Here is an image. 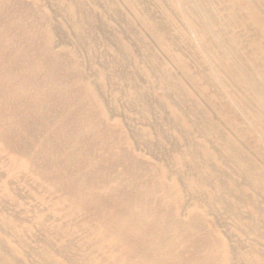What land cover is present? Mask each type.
I'll list each match as a JSON object with an SVG mask.
<instances>
[{
    "label": "bare ground",
    "instance_id": "1",
    "mask_svg": "<svg viewBox=\"0 0 264 264\" xmlns=\"http://www.w3.org/2000/svg\"><path fill=\"white\" fill-rule=\"evenodd\" d=\"M0 264H264V0H0Z\"/></svg>",
    "mask_w": 264,
    "mask_h": 264
}]
</instances>
